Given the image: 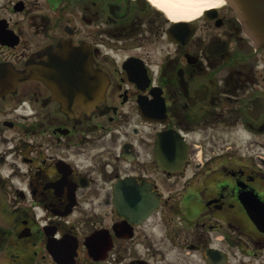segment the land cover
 <instances>
[{
    "label": "flooded vegetation",
    "instance_id": "1",
    "mask_svg": "<svg viewBox=\"0 0 264 264\" xmlns=\"http://www.w3.org/2000/svg\"><path fill=\"white\" fill-rule=\"evenodd\" d=\"M175 23L0 0V264H264V55L230 10Z\"/></svg>",
    "mask_w": 264,
    "mask_h": 264
},
{
    "label": "water",
    "instance_id": "2",
    "mask_svg": "<svg viewBox=\"0 0 264 264\" xmlns=\"http://www.w3.org/2000/svg\"><path fill=\"white\" fill-rule=\"evenodd\" d=\"M241 21L254 43L264 50V0H225ZM214 11L208 10L207 12Z\"/></svg>",
    "mask_w": 264,
    "mask_h": 264
},
{
    "label": "bare ground",
    "instance_id": "3",
    "mask_svg": "<svg viewBox=\"0 0 264 264\" xmlns=\"http://www.w3.org/2000/svg\"><path fill=\"white\" fill-rule=\"evenodd\" d=\"M172 20L192 21L206 10L224 5V0H148ZM177 24L174 25L173 29Z\"/></svg>",
    "mask_w": 264,
    "mask_h": 264
},
{
    "label": "rangeland",
    "instance_id": "4",
    "mask_svg": "<svg viewBox=\"0 0 264 264\" xmlns=\"http://www.w3.org/2000/svg\"><path fill=\"white\" fill-rule=\"evenodd\" d=\"M219 8H221V7H219ZM217 9H218V8H217ZM221 9H223L224 12H227V11L229 10V7L223 5ZM193 20H194V21H195V20H198V18L195 17Z\"/></svg>",
    "mask_w": 264,
    "mask_h": 264
}]
</instances>
